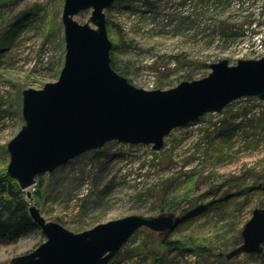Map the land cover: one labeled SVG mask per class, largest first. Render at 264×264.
<instances>
[{
    "label": "rangeland",
    "instance_id": "rangeland-1",
    "mask_svg": "<svg viewBox=\"0 0 264 264\" xmlns=\"http://www.w3.org/2000/svg\"><path fill=\"white\" fill-rule=\"evenodd\" d=\"M179 1L115 0L106 10L112 63L133 85L168 90L207 77L222 59L235 65L263 56L264 0H232L225 9L212 0ZM64 5L0 0V174L10 161L7 144L25 124L23 91L57 81L65 65ZM91 13L76 20L84 24ZM225 27L236 34L224 39ZM261 184L264 101L242 97L173 129L161 150L111 141L74 158L39 175L33 200L26 199L47 221L75 233L130 215L184 219L169 235L142 228L110 264H264V253L227 258L242 244L254 210L264 208ZM45 241L39 227L0 240V264ZM176 241L178 247L167 246Z\"/></svg>",
    "mask_w": 264,
    "mask_h": 264
},
{
    "label": "water",
    "instance_id": "water-1",
    "mask_svg": "<svg viewBox=\"0 0 264 264\" xmlns=\"http://www.w3.org/2000/svg\"><path fill=\"white\" fill-rule=\"evenodd\" d=\"M115 0H65V65L57 81L42 89L23 91L24 126L7 144V174L26 196L37 177L53 173L89 151L111 141L152 145L161 150L165 138L180 126L220 113L242 97L264 101V56L222 59L210 65L202 79L181 82L168 90L133 85L112 66L106 10ZM92 10L82 24L76 17ZM264 190V184L260 185ZM29 214L46 241L35 250L13 257L8 264H110L142 228L171 234L184 220L173 214L130 215L75 233L47 221L31 204ZM243 242L227 258L264 252V208H257L242 231Z\"/></svg>",
    "mask_w": 264,
    "mask_h": 264
},
{
    "label": "trees",
    "instance_id": "trees-1",
    "mask_svg": "<svg viewBox=\"0 0 264 264\" xmlns=\"http://www.w3.org/2000/svg\"><path fill=\"white\" fill-rule=\"evenodd\" d=\"M161 1L162 0H159V2ZM185 1L186 0H180L176 5L184 4ZM201 1L203 0H200V2ZM207 1L205 2V4L208 3ZM212 1H215V7H222L223 5L225 9L228 6L230 7V3L232 0ZM243 4L244 3H242V5ZM252 23L253 22H251L250 25ZM223 30L224 36H227L223 37L224 39H227L236 34H231V30H233V28L225 27ZM13 32L14 30L7 34V36L2 41H4V43L6 44L11 43L14 36ZM112 66L118 73L125 76L124 73L116 67V65L112 63ZM209 206H211V204ZM37 229L38 226L33 223L29 214V204L26 199V192L23 191L20 188L18 182L12 179L7 173L0 174V240H18L22 237H26L27 235L34 233ZM179 244L180 243L176 241L170 242L169 244H167V246L178 247ZM203 253L204 252H202V254Z\"/></svg>",
    "mask_w": 264,
    "mask_h": 264
},
{
    "label": "bare ground",
    "instance_id": "bare-ground-1",
    "mask_svg": "<svg viewBox=\"0 0 264 264\" xmlns=\"http://www.w3.org/2000/svg\"><path fill=\"white\" fill-rule=\"evenodd\" d=\"M31 191V189H29Z\"/></svg>",
    "mask_w": 264,
    "mask_h": 264
},
{
    "label": "built area",
    "instance_id": "built-area-1",
    "mask_svg": "<svg viewBox=\"0 0 264 264\" xmlns=\"http://www.w3.org/2000/svg\"><path fill=\"white\" fill-rule=\"evenodd\" d=\"M263 56H264V54H263Z\"/></svg>",
    "mask_w": 264,
    "mask_h": 264
}]
</instances>
